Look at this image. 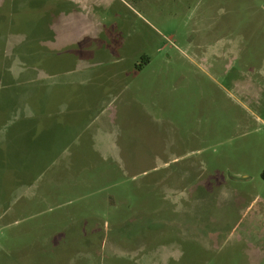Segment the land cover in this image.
I'll return each mask as SVG.
<instances>
[{"label":"rangeland","instance_id":"374dc122","mask_svg":"<svg viewBox=\"0 0 264 264\" xmlns=\"http://www.w3.org/2000/svg\"><path fill=\"white\" fill-rule=\"evenodd\" d=\"M1 45L0 264H264V0H0Z\"/></svg>","mask_w":264,"mask_h":264},{"label":"crops","instance_id":"0c3cea01","mask_svg":"<svg viewBox=\"0 0 264 264\" xmlns=\"http://www.w3.org/2000/svg\"><path fill=\"white\" fill-rule=\"evenodd\" d=\"M1 47H2V50L0 51V55L2 56V52H3V55H5L4 53H5V48L1 45ZM12 49V48H11ZM10 49V50H11ZM8 50V48H6V51ZM17 128V131H16V133H15V135H13L14 137H16V136H18V134L20 133V130L18 129V127H16Z\"/></svg>","mask_w":264,"mask_h":264},{"label":"trees","instance_id":"16d2710c","mask_svg":"<svg viewBox=\"0 0 264 264\" xmlns=\"http://www.w3.org/2000/svg\"><path fill=\"white\" fill-rule=\"evenodd\" d=\"M262 178L264 179V169H263V171H262Z\"/></svg>","mask_w":264,"mask_h":264}]
</instances>
